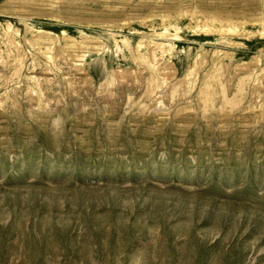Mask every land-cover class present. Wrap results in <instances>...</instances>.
Instances as JSON below:
<instances>
[{
    "label": "rangeland",
    "instance_id": "1",
    "mask_svg": "<svg viewBox=\"0 0 264 264\" xmlns=\"http://www.w3.org/2000/svg\"><path fill=\"white\" fill-rule=\"evenodd\" d=\"M0 264H264V0H0Z\"/></svg>",
    "mask_w": 264,
    "mask_h": 264
}]
</instances>
